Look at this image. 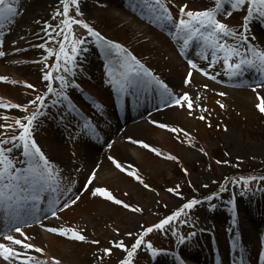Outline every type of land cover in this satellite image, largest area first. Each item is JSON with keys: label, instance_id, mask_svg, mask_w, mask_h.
Segmentation results:
<instances>
[{"label": "rangeland", "instance_id": "1", "mask_svg": "<svg viewBox=\"0 0 264 264\" xmlns=\"http://www.w3.org/2000/svg\"><path fill=\"white\" fill-rule=\"evenodd\" d=\"M64 2L69 3L68 15L70 18L83 21L108 41L125 43L132 49L126 47L129 52L143 59L163 79L170 77L173 72H176L181 78L180 66L173 67L166 55L152 52L149 49L150 43L141 40L139 35L130 29V26L122 30L114 27V16H111L110 7L103 5L104 2L78 0L79 11L82 13L79 16L76 14L77 7L71 5L70 0H64ZM184 5H187L186 11L193 12L208 8L191 6L187 3ZM172 6L178 11L177 4H172ZM63 7L62 0H47L42 8L35 10L31 24H28L22 31L19 30L16 35L18 39L23 38L27 45L38 43L44 46L42 50L48 47L54 51L47 50L37 53L28 47L25 52L14 55L11 60H15L16 57L21 59L17 62L21 71L14 74L11 71L3 70L8 67L4 65L3 56L0 57V77L6 78V82L0 81V104L5 105L0 106V140L5 136L10 137L15 132L22 133L23 129L15 121L19 120L22 124H26V118L30 117L32 113H39L38 117H41L39 125H35L32 130L37 137V143L48 150L49 147H52L51 142L55 140L64 149L62 161L58 159L59 163L51 162L52 164H50L54 173L53 180L60 181V189L68 179L73 184H78L76 188L78 195L73 199L79 196V200L67 211V213H73V209L79 210L77 217H66L67 213L65 214L64 210H61L58 219L55 218L53 221L60 222L63 228H70L80 233L83 228L89 235L80 249L72 247L69 250L70 255L59 258V254L51 253L52 261H58L59 264H91L92 254L97 253L100 261L95 259L96 264H120L127 254L121 249V251H117L113 247V243L123 242L124 247L131 250L136 239L141 236H143V242L132 258L133 264H148L149 261L162 259V256L166 254L165 251L169 252L170 249H173L171 252H174L176 247L181 249L186 247V244L189 247L192 243H189L188 239L182 238L188 233L181 230L173 231L169 225H165L163 230L153 228V231L147 235H144V232L147 228L153 227L169 217L170 212L176 213L184 210L183 205L190 202L187 195L190 192L191 197L197 201L192 208L194 211L189 214L194 230L190 237L191 241L202 239L198 222L204 221L205 213L216 203L220 204L222 201L228 202L229 200L234 202L239 200V203H242L238 208L236 206L234 208L231 202L227 203L228 210L230 208L234 210L227 213L228 216L224 215L226 219H230L229 222L233 226L231 233L240 229L236 228V225L240 227L251 222L254 223L253 220L256 219V216H264V114L257 108L259 100L250 98V100L243 101L241 99L244 97L234 96L231 90L217 86L213 82H206L198 78L197 75L196 77L191 76L190 82L185 84L188 73H185L181 81L187 86L185 93L192 100L193 108L189 111L186 105L180 107L175 104L169 109L173 114L169 116L166 123L168 127L182 131L170 132L166 128L157 127L156 125L159 123L154 122L155 127L153 128L165 134V143L157 142V134L152 131L150 133L151 140L145 137L151 148L157 152L165 148L166 157L173 156L176 159H167L168 165L161 166L159 163L162 159L161 156L140 146L144 154H147L146 161H142L140 164L133 163V166L127 169L139 176L144 182L143 184L133 176H125L118 171L115 172L120 175L119 179L114 177L115 181L106 186L97 182L93 183V181L88 184L85 181V176H90L92 173L88 170L83 174L81 167L75 168L70 161L73 160L72 152L76 153L79 148L77 144L81 131L84 130L82 133L84 137L87 128L75 121L77 119L80 121V117L75 115L71 117L68 112L74 114L77 112L71 104L76 107L81 105L82 117L90 118L94 124L101 123L105 118L104 113L103 111L98 113L99 110L92 109L89 105L91 101L85 103L79 99V101L69 100L68 104L59 102V95L66 94V91L50 93L48 85L53 84L55 88H58L59 78L69 76L68 79H73L74 83L78 80L88 94L104 100L107 96L111 102L108 89L111 81L110 76L112 72H116V77H118L124 68L122 59L115 60V57L111 56L112 53L110 55L103 54L102 58L109 56L105 61L95 64L89 62L86 59L85 49L90 45V39L96 40L80 24H72L70 29L66 28L62 24L65 17L57 15V13H63ZM246 7L243 8L246 9ZM235 15L237 13L228 16L224 12L219 15L218 20L223 21L228 28L240 30L242 17L239 15L235 17ZM11 29L9 25L0 27V51L4 53L13 50L11 46L5 44L6 40H9L5 37L6 33ZM65 35H67V39H65ZM252 37L261 45L258 51L264 52V44L260 42V38L256 35ZM75 41H82V43L76 45L77 52L73 62L66 63V53L61 52V45L63 44L64 49L68 50L67 56H73L71 48ZM203 42H205L204 38L200 40V43ZM20 49V47L14 48L15 51ZM212 51L218 52L213 47ZM35 54H42L43 57H37ZM46 61L50 62L47 66L44 64ZM66 68L69 70L65 71ZM44 74H51V79L45 80ZM260 75L264 77L263 73ZM28 84L33 87H26L25 85ZM76 93L81 92L72 89V96L79 98ZM219 93H224V95L221 96ZM38 96L43 97L42 104L36 99ZM221 104L224 105L223 108L220 107ZM12 105L19 107H12ZM64 114L69 119L62 117ZM201 115L205 116L204 120L199 119ZM59 120H66V123L61 126ZM181 148L192 152L193 155L182 157ZM9 149L11 151V145L3 150L7 157L10 155ZM64 159H66L65 162H63ZM107 163L109 162L107 161ZM235 165L240 166V169L236 170ZM157 167L161 171L154 173L153 170H156ZM110 169L112 168L110 167ZM185 170H187V175ZM129 183L137 186L138 190H130L131 184ZM144 184L149 187L145 188ZM97 187L106 189L115 199L129 204L131 208H140L141 211L133 212L102 196H93L92 192ZM169 188H178V194L167 191ZM230 189H232V194ZM113 191H117V193ZM103 204L109 205V211L107 214L101 215L98 211H100V205ZM133 216H136L137 220L135 226L131 228L128 219ZM207 219L210 220V215L207 216ZM79 221L82 222V227L77 226ZM123 227L126 229L125 231L121 230ZM181 238L183 242H181ZM60 239L68 240L67 237ZM253 240L257 245L254 248L259 251L264 249V242H262L264 237H256ZM92 241H99V243L94 244L91 243ZM148 243H151L157 255L153 256L147 249ZM45 247L48 249L46 243ZM106 248H111L109 255L104 254Z\"/></svg>", "mask_w": 264, "mask_h": 264}, {"label": "bare ground", "instance_id": "2", "mask_svg": "<svg viewBox=\"0 0 264 264\" xmlns=\"http://www.w3.org/2000/svg\"><path fill=\"white\" fill-rule=\"evenodd\" d=\"M101 2H104L103 5L105 7L109 6L111 9V16H114V27H117L119 30H122L125 27L130 26V29L132 31H135L141 40H146L147 43H150L149 49H151L154 53H160L162 55H166L169 59V63L171 66L176 67L180 66L181 71L180 75L184 76L186 72H191L193 75H196V71L194 68H192L190 65L194 64L196 65L197 73L198 75H201L203 73H207L209 77H215L213 80H218L220 78H223V80H227L230 85H232L234 88L232 91L234 96L238 97H244L243 101L251 100L253 98L257 97H264V82L262 80H258L255 78L251 72L248 70L247 67H244L242 71L238 75H230L228 71L225 69L223 57L224 54H216V53H208L207 48L203 45L197 46L201 48L202 53H199L194 50L193 53L188 54L187 58L189 60L184 61L182 60L176 53L173 51V47L175 48H182V43L180 42V34L173 35V33L170 31L168 25L166 24L165 20L158 19V16L160 15L159 11L152 8L151 5L147 4L145 0H100ZM164 1V0H161ZM169 3L177 4L178 6L184 7V4H188L191 6H203V7H209L210 5L215 4V0H166ZM47 0H20L18 5H14L18 9V14L10 18L8 20H5V26L9 25L12 29L7 31L6 38L9 39L6 41V45L11 46L13 50L5 52V55L3 56V61L5 62L4 65L8 68H4L3 70L11 71V73H20L21 69L18 68L17 62L21 61L18 57L15 58V60H11L14 55H18L20 52H25V50L30 47L32 50H34L37 53L45 52L47 50L51 51V48H44V46L37 44L27 45L26 41L23 40V38L18 39L16 37L17 32L20 30L22 31L24 28L27 27L28 24H31L33 21V15L35 10L42 8L46 4ZM223 11L225 13L231 11L232 14L237 13L235 17L238 15L241 17H245L247 14L246 9L241 8L239 10L233 11L231 8V4L228 2V0H224V7ZM239 12V14H238ZM145 21V22H144ZM3 22V23H4ZM248 23L249 31L253 32L254 34H257L260 38V42L264 44V19L259 18L258 16H254L250 18ZM155 27L159 29V31L163 32L164 34H159L154 30ZM118 31V30H117ZM120 45H125V43L119 42ZM174 44V45H173ZM25 47L23 48V46ZM20 47L21 49L19 51H15L14 48ZM128 47V46H127ZM129 48V47H128ZM130 49V48H129ZM85 53L87 54L86 59L89 62L97 63L98 61H101L103 54L106 53V50L104 47H102L99 43L96 41L90 40V45L85 49ZM37 55V54H35ZM37 57H43L42 54L37 55ZM239 56H234L233 59L230 61V63L238 62ZM215 60V63H212V61ZM46 66L50 64L49 61H46L44 63ZM5 75H11L9 73H3ZM12 74V75H13ZM14 77H17L16 75H13ZM45 76V74H44ZM62 78L67 82L66 85H70L72 87V82L69 80V77H63ZM141 77L138 78V81L131 86L129 90H133L139 86V80ZM182 77L179 78L177 73H173L171 77L161 80L164 84L168 86L169 90H172L173 95L176 97L182 96L187 91V86L181 81ZM244 87H247L245 89ZM255 89V91H253ZM143 94L146 93V89L142 90ZM25 93V92H24ZM23 93V95H25ZM125 93V91H124ZM161 94H156L155 97H151L150 102L148 101H142L139 97L133 96L131 99L127 100L126 108L129 110H126L127 114L121 113L123 116H125V124L121 125L117 123L116 118L113 113L107 112V126L109 124L112 131L108 134V136L102 141L99 142L97 139H95L94 142H92L90 139H88L89 144L86 143H80L79 148L77 152L71 151L73 160L70 161V163H73L75 168L79 169L81 167L83 174L86 173L88 170L90 173H95V178L92 180L93 183L97 182L99 184H102L104 186L109 185L114 180V177L118 178L120 175L116 173L118 169L116 166L109 162L107 163V160L109 157H112L115 159L118 163L125 165L128 168H131L134 164H140L142 161H146L145 158L147 157V154H144V152L141 149V144L137 142H142L148 144L147 138L150 140L152 139L150 136L151 131L155 132L154 134H157V142L165 143V134L162 132H159L155 128H153L154 122L157 123H163L166 124L169 120V116L173 113L169 109H165V104L168 103V99H160ZM255 95V96H254ZM159 102H156V100ZM153 100L155 102H153ZM258 100V99H257ZM150 106V107H146ZM62 117L67 118L66 114H64ZM157 119H160V121H157ZM172 119V118H171ZM173 120V119H172ZM152 121V122H150ZM61 126L62 124L66 123V120H59L58 121ZM145 137H147L145 139ZM91 142V143H90ZM103 143V144H102ZM105 143V144H104ZM109 143V145H108ZM52 147H49L47 152L46 159L48 161H52L53 163L57 162L59 163L58 159L63 158V146H61L58 142L53 140L51 142ZM108 145V147H107ZM105 147L107 149L105 150ZM49 152V153H48ZM108 152V156H107ZM163 155L161 156L162 159L159 161L161 166L168 165L166 162L167 159H165L167 155V151L165 148L161 149L159 151ZM17 157L23 159L25 163L29 162L27 161L26 156L24 155V149L17 150ZM180 153L183 156H192V152L188 150H184V148L180 149ZM180 155V156H181ZM106 159V160H105ZM66 159H64L63 162H65ZM113 168L111 167V165ZM132 164V165H131ZM109 165V166H108ZM128 165V166H127ZM130 166V167H129ZM110 167L112 169H110ZM134 170V169H133ZM154 173H159L161 169L158 167L156 170H153ZM16 176L18 173H14ZM85 176V181H88V179L91 177ZM119 179V178H118ZM134 182H136L134 180ZM131 184L130 190L137 191V186ZM129 190V191H130ZM117 193V191H113ZM134 193V192H133ZM223 206V203H222ZM219 209H221V206H218ZM67 209L65 214L67 213ZM79 210L73 209V213H67L66 217H77ZM109 211V205H100V211H98L101 215L107 214ZM97 214V213H96ZM208 215H212V219L217 221L219 220L220 214L217 213V209L213 211H207L205 213L204 217L207 218ZM262 218V217H261ZM129 223L131 228L135 226V221L137 220L136 216L130 217ZM91 221V220H90ZM92 222V221H91ZM52 226L55 228H59L58 223L54 222H43V226ZM77 226L82 227V222L79 221ZM247 226H249V229L247 227H243V229L239 232L240 235H243L244 238L247 240L252 239L253 235L257 236V234L260 231H264V217L259 221L258 223H250ZM122 231H125L126 229L123 227L121 228ZM126 233V232H124ZM25 234L30 238L27 241H24L26 243H31L35 247H40L43 249V253H47L48 256L51 257V253L53 254H59L60 257H65V255H70V249L72 247L74 248H81L83 246L84 242H80L79 244L76 241L68 239V241H65L63 239L58 238L59 235L53 234L48 235L46 233H42L38 228L33 227L25 232ZM81 234H83L86 239L87 235L89 233L85 231L83 228L81 229ZM5 233L0 232V243L5 244L9 247L16 248L17 251H21L17 246L11 245V243L4 239ZM17 239L23 240V237H21L18 233ZM117 242V241H116ZM45 243L48 245V249L44 245ZM226 244V245H225ZM222 248V252L225 253V255H232L235 251V248L233 244L225 243ZM117 251H121L120 249L116 248ZM28 256H30L28 254ZM99 255L97 253H93L91 256V264H96L95 259H99ZM193 259H190V264H207L204 262H197L196 263V257H191ZM182 259V258H181ZM42 264H46L45 261L42 259ZM156 261V260H155ZM160 259H158L156 262L157 264H160ZM0 264H20L19 259L16 261H4L2 258H0Z\"/></svg>", "mask_w": 264, "mask_h": 264}, {"label": "snow or ice", "instance_id": "3", "mask_svg": "<svg viewBox=\"0 0 264 264\" xmlns=\"http://www.w3.org/2000/svg\"><path fill=\"white\" fill-rule=\"evenodd\" d=\"M20 0H0V27L3 26V22L5 20H8L10 18L15 17L18 14V9L14 5H18ZM145 2L149 5H151L152 8L159 11L160 15L158 16V19L166 20V21H172V16L169 14L168 9L164 6L163 3H161V0H145ZM228 2L231 4V8L233 11L239 10L245 6L247 14L244 17L245 23L242 25L244 31L246 32L248 29V23L247 21L250 20V18L254 16H258L261 19H264V0H228ZM62 3H64L63 7V13H57V15H63L65 19L62 21V24L69 28L72 24H80L86 31L95 38L97 43H99L102 47L105 48L106 52L112 53L115 51L117 55H122V67L125 69L124 72L121 73V78L118 81H114V83H117L121 91H126L129 87L133 86L140 77L141 72H143V75L145 77L151 78L148 83L155 82L160 89L163 90V93L167 94L168 96H172V92L168 89V86L164 84L162 81L156 79L152 76L151 72H148L146 69H144L143 65L139 63V61L136 60L134 56H132L130 53H126L125 50L121 47V45L114 43L112 41L106 40L103 36L100 35V33L94 31L91 27H89L86 23H83V21L72 19L69 17V3L64 2L62 0ZM71 5H75L77 7V16L82 15V13L79 11V5L78 0H70ZM187 5L184 7H181L179 9L180 13L183 16H187L188 19L185 20L183 18L179 19V22L175 24L176 32L177 34H183V42L184 45L187 46L189 41L197 36V34L202 35L204 38V41L206 44H209L213 47L214 50H218L220 52L224 53L223 61L225 65V69L228 71L230 75H238L240 71L243 70L244 67L248 68H255L261 73H264V52L258 51L255 48L247 49L248 52L251 53V58L247 56H242L239 53V50L234 47H229L226 43L220 42V37H229V36H235L237 33H235L233 30L229 29L227 25L224 23H221L217 19V14L221 13L222 8L224 7V0H215V7L212 10H204V11H185ZM226 15L231 16L232 12L229 11L226 13ZM241 36V42L247 46V40L244 37L243 33L240 34ZM65 39H67V35H65ZM82 43V41H75L73 47L71 48V52L73 56H67L66 55V63L73 62L74 55L77 52L76 45ZM61 52H64L63 44L61 45ZM5 53L0 51V57L4 56ZM234 56H239V61L230 63V61L233 59ZM212 63H215V60L212 61ZM192 68H195L196 65L192 64L190 65ZM69 69L66 68L65 71H68ZM204 75H208L207 73H203ZM192 73L189 72L188 76L185 80V84L189 83L191 80ZM211 79H215V77H209ZM45 80L51 79V74H46L44 76ZM60 83L61 88L65 87L67 82L61 77ZM0 81H5V77H0ZM28 88H32L33 86L31 84L25 85ZM48 91L51 93L53 91L51 84L48 85ZM255 91V89H253ZM219 95L223 96L224 93H219ZM38 101L43 103V97L38 96L36 98ZM64 99H67V97H64ZM175 104L180 107H184L185 105L189 109V111L193 108V102L190 99L189 95L187 93H184L180 97H174ZM259 100V103L257 104L258 110L264 114V97H257ZM0 106H5L3 104H0ZM12 107H19L18 105H12ZM100 105L97 104V108H99ZM221 108L224 107L223 104L220 105ZM27 123L22 124L21 121L17 120L15 123L20 126L23 131L19 135V140L23 141V149H24V155L29 158V168L27 169V175L24 177V180L26 183H31L32 187L34 189L33 199L37 200L39 199V192L38 189H43L45 186L51 187V181L54 179V173L52 170L51 165L49 164V161L46 159L44 154L40 151V149L37 147L34 141L30 139V129L33 121L36 119V113H33L31 117L26 118ZM200 120H204L205 116L201 115L199 116ZM87 126V125H86ZM159 128H166L170 132H179L182 130H178L176 128H170L166 124L159 123L156 125ZM187 135V133H185ZM17 137H13L12 139L15 140ZM0 143H4V141H0ZM140 143L143 148L148 149L149 151L154 152L157 156H162L163 154L160 152H157L154 148H151L148 144ZM10 151V149H9ZM110 160H112V163L116 166L117 169L120 171H125V169L122 167L120 163H118L116 160H114L112 157H109ZM165 159L168 160H174L176 159L173 156H167ZM129 176H133L135 179H137L140 183H144L139 176H136V174L132 171H129L127 173ZM185 174L187 175V170H185ZM7 179L6 187L9 188V190H12L13 188V182H18L19 177L14 174L13 164L12 161L7 158L5 155V152L3 150H0V180ZM95 178V173H92V176L88 179L87 183L91 184L92 180ZM145 188H148L149 186L147 184H144ZM53 191L56 189L53 188ZM169 192L177 193L179 192L178 188H169L167 189ZM93 196H102L105 199L111 201L114 204L122 205L124 208L129 209L133 212H140V208H131L129 204L124 203L123 201L119 199H115L113 195L108 192L104 188L97 187L92 192ZM5 199V193L3 191H0V201H3ZM9 200H11V197H8ZM79 200V196H77L75 199L71 201L72 204H75ZM20 202L17 201V204ZM197 203L196 200H192L188 203H185L183 205V209H192L193 206ZM71 206V205H66ZM63 210V209H61ZM181 214L180 211L174 213L172 216H169L162 220L159 224L154 225L153 227H149L145 230L144 235H147L148 233H151L153 231V228L156 229H164L165 225H168L171 221H173L177 216ZM53 216H56L55 211L52 212ZM18 218V216H17ZM58 218V217H57ZM15 231L19 233L21 237H23V240L14 238L11 235H5L4 239L9 241L11 245L19 246L21 249L25 250V252L17 251L14 247L6 246L3 243H0V258H2L4 261H16L19 259L20 264H42V261L39 259L33 258L32 256L27 255V250H33L36 253H42L43 249L40 247H35L31 243H26L24 241H28L30 238L25 234L24 231L20 227H15ZM46 231L49 233L57 234L62 237H67L70 240L74 241H80V242H86V237L81 234L80 232L70 229V228H55V227H48L46 228ZM131 235V234H129ZM143 242V236L136 239L135 243L132 245L131 250H128L124 247L123 242H114L113 247L121 249L126 252L127 256L125 259H122L120 261V264H133V256L136 253V251L141 247ZM181 242H183L181 238ZM91 243L98 244L99 241H92ZM147 249L151 252L153 256L157 255V252L153 250V246L151 243H148L146 245ZM111 253V248H106L104 250L105 255H109ZM53 264H59L58 261H53Z\"/></svg>", "mask_w": 264, "mask_h": 264}]
</instances>
